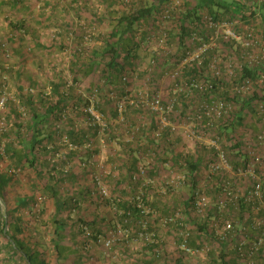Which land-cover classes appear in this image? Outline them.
<instances>
[{
	"label": "built area",
	"instance_id": "1",
	"mask_svg": "<svg viewBox=\"0 0 264 264\" xmlns=\"http://www.w3.org/2000/svg\"><path fill=\"white\" fill-rule=\"evenodd\" d=\"M189 1L169 0L149 24H139L131 31L135 44L150 56L143 66L125 67L122 97L107 91V97L115 100L117 121L128 123V113L136 109L140 117L130 131L134 137L151 132L156 143L140 157L149 162L137 167L133 179L143 178L144 187H155L165 194L193 189L191 196L183 195L185 204L172 206L165 217L157 215L149 203L150 197L141 192L137 208L142 218L135 223V232L138 241L152 247L157 258L168 251L165 240L151 227V222L159 218L165 228L172 230L177 254L187 262L193 258L198 263L197 259L202 258L204 264L219 263L221 255H225L226 264H264V72L236 80L245 69L264 65V0H237L245 1L251 15L245 21L241 16L222 19L197 11L199 18L185 24V41L179 50L181 33L176 31L174 39L172 29L179 25ZM80 26L83 38L79 51L90 56L96 42V26L84 22ZM20 34L17 32L14 37ZM9 46V42L1 43L2 56L7 60L12 55ZM68 78L67 87H76L88 100L80 110L86 124L104 139L111 117L99 109L100 88L87 93L71 76ZM6 80L4 76L3 82ZM137 81L140 84H133ZM2 87L0 132L4 133L10 126L6 121L8 105H20V101L5 83ZM29 91L39 92L33 87ZM46 94L50 97L51 92ZM243 102L251 104L245 123H223L237 117ZM68 107L77 108L73 103ZM19 110L26 116L24 109ZM71 112L67 108L60 112V123L67 121ZM223 124H235V128L224 131ZM62 140L66 148L80 150L70 143L67 134ZM84 144V150L94 149L89 138ZM172 146L170 153L168 148ZM4 147L0 148L3 155ZM190 159L199 164L195 188L189 176ZM90 165L88 160L82 163L91 172L95 197L118 201L107 183L109 171L93 172ZM153 171L160 177H151ZM10 172L18 175L20 170L12 168ZM113 211L122 217L125 214L116 205ZM119 220L113 229L97 237V243L107 250L132 239L135 226H130L131 219ZM200 222L206 223L207 229L198 233L196 247H191L195 225ZM82 231L87 238L93 236L86 226Z\"/></svg>",
	"mask_w": 264,
	"mask_h": 264
},
{
	"label": "crops",
	"instance_id": "2",
	"mask_svg": "<svg viewBox=\"0 0 264 264\" xmlns=\"http://www.w3.org/2000/svg\"><path fill=\"white\" fill-rule=\"evenodd\" d=\"M51 1H58L59 4L55 5V2H50L51 5L47 12L46 10H42L41 13L36 9L30 14L26 25L20 28L22 33L25 31L22 41L14 40L9 46L12 53L10 58L8 60L4 59L0 52V91L3 88L2 84L5 83L8 89L18 98L27 97V99H33L39 113L42 115L48 111V103H53L57 100L60 101L59 112H62L65 108L72 111L67 121L60 123L62 119H58V123H60L61 127L59 144L62 145L63 148L61 147V152L57 154L56 158H62L64 160L65 163L63 165L65 166V173H69L70 176L74 177L71 182H67L68 184L63 187V190H71V194L67 196L74 198V202L76 203L75 209L89 212L87 214H89L90 217L87 218L89 215H82L79 217L87 218V221L93 225L95 229L94 232H97L89 238L82 235L79 236L77 233L72 234L68 240L73 239L74 242L61 243V248L57 250L50 249L51 252L55 251L54 253L57 258H53V261L56 260L54 264H189V261L182 260L178 256L177 243L174 242L173 232L171 229L165 228L161 224L159 218L151 222V227H153L158 235L166 242L168 251L162 258H157L154 255V249L152 247L138 241V236L135 232L136 228L132 230V239L129 243L120 241L111 250H107L102 245L95 243L94 240H97L99 234L105 235L114 228L115 224L118 222V218L109 206L103 204L95 197V194H93L92 182L90 179L91 172L83 167L82 163L85 160L90 161L91 170L93 172L108 170L109 175L107 176V183L110 189L116 197L125 199L126 197H130L133 192H131L130 188L125 184L126 181H124L123 177H127L124 176L126 170H122V166L117 164L119 161L118 159H123L125 161L137 159L141 160V163L149 162L144 158H140L142 157L141 155L138 154L137 156V151H135V154L131 153L132 149H135L134 146L129 150L131 145L137 143V141V145L141 146H143V144H149V141L148 137L146 138V136H142L141 134L135 135L134 138V135L130 131L131 126L138 124L136 122L140 114L129 112L127 115L128 119L126 120L128 123L125 124L117 121L118 115L115 110V100L107 97V91H113L117 96L124 95L125 86L120 81L119 76L112 78L109 75L105 76V72L101 67L102 63L99 60L97 63V60L93 61L94 64L97 66L99 65V68L93 70V72L87 71V73H83V71L80 72L78 70L80 64L84 65L91 59L79 51L81 39L83 38L80 24L84 22L96 26L97 34L94 40L96 42L92 54L95 52L98 53V49L101 47L100 39L108 32L106 27L100 25L96 19V16L101 17L104 11L99 1L78 0L77 4H72L69 7L66 5L67 2H69L68 0L67 2L65 0ZM125 3L126 5H130L132 1L125 0ZM67 8L69 10L68 13L66 12ZM117 10H123V5H120ZM93 13L96 15H93ZM19 15V20H21V16H24V14L21 13ZM11 31V26L8 25L7 21L0 24V36L4 37V39L7 37L14 38L13 36L16 32ZM77 47L78 51H75ZM136 50V58L130 60L127 65V67L132 69L137 68V64L140 66L145 65L147 58L150 56L141 46H138ZM52 55L58 56V59H51L50 57H52ZM4 76H7V80L3 82ZM68 76H71L76 83L82 85L87 93H90V90L95 87L100 88L99 109L111 117L110 132L114 133L111 137L107 134L106 137L102 139L97 135L95 130L88 127L80 111L82 106L88 103V100L78 93L76 87H67L66 79H69ZM114 79L118 80L119 89L114 87ZM103 80H107V83H104ZM42 82H44V84L41 85ZM133 84H140V82L137 81ZM54 85L55 87H53ZM18 87L23 91L22 94L18 91ZM30 87L38 89L39 92L37 94H31L29 91ZM48 91L51 92L50 97L46 94ZM71 103L75 104L77 108L68 107ZM17 106L19 109L23 107L22 109L27 113L23 101L22 103L20 102V105L17 104ZM21 114L24 123L28 124L32 122L28 115L23 116V113ZM49 122L52 123V121ZM70 123L73 124L71 128L73 132L80 134L85 130L87 133V136L80 139V142L74 143L75 146L80 147V150L66 148L62 140L63 136L68 134L66 132V125ZM88 138L93 141V150H96L95 153L92 152L93 150H84L85 148H83L85 145L84 142H86ZM149 140H152V138ZM70 143L73 144V142ZM179 147L180 143L177 144V149ZM84 151L87 152V155H83ZM147 159L150 158L147 157ZM150 175L157 177L158 172L156 173L153 171ZM148 189L147 195L150 197L148 199L149 203L157 207L155 211L159 216H168L169 209L172 206L185 204L183 195L186 193L184 189L174 193L168 192L166 195L155 187H149ZM100 207L103 208V214L100 213ZM104 224L105 226H103ZM100 227L101 229H99ZM64 239L66 240V238ZM61 241H63V239ZM91 244L93 245L92 249L90 247ZM85 249L89 250L87 251ZM62 250H64V253ZM69 250L71 252H69ZM202 264H204V262H202Z\"/></svg>",
	"mask_w": 264,
	"mask_h": 264
},
{
	"label": "trees",
	"instance_id": "3",
	"mask_svg": "<svg viewBox=\"0 0 264 264\" xmlns=\"http://www.w3.org/2000/svg\"><path fill=\"white\" fill-rule=\"evenodd\" d=\"M40 1L41 0H0V15L2 13H5V15L7 14L5 18L8 25L11 26V32L14 31L16 33H21L17 37L13 36L14 38H6V42L11 44L14 40L22 41L25 31L22 33L20 28L26 25L30 14L36 9H41V11L46 10L47 12L51 5L50 2H55L51 0H42L43 5L41 6ZM65 1L67 2V0ZM98 1L104 11L102 12L101 17L96 16V19L100 25L106 27L108 32L100 39L101 47L98 49V53L95 52L91 56H87L91 59L84 65L80 64L78 70L80 72L83 71V73H87V71L93 72V70L99 68V65L97 66L93 61L97 60V63L99 60L102 63L101 67L105 72V76L109 75L111 78L119 76L120 81L122 82V73L126 70L125 67L128 65V62L136 58L135 53H137L136 49H138L131 31H133L139 24H149L159 11L160 7L164 6L169 0H131L132 4L130 5H126L125 0ZM77 3L78 0H72L67 2L66 5L69 7L72 4ZM58 4V1L55 2V5ZM120 5H123V10H117ZM199 10L207 11L209 14L222 19H235L236 17L241 16L245 21L251 16L248 13L245 1L190 0L187 3L186 13L183 14L178 21L179 25L172 29V37H174V39L177 34L176 31L181 33V36L179 37V50H181L180 43L185 41L184 33L187 31L185 24L194 22L198 19L197 11ZM66 12H69L68 8L66 9ZM21 13L24 14V16H21L22 19L19 20V14ZM93 15L96 14L93 13ZM180 24H182V27ZM2 42L4 41H0L1 54H3L1 50ZM258 72H264V65L261 67L245 69V71L242 72L240 79L238 78L236 80L239 82L247 78H254ZM114 80V87L119 89L118 80ZM53 87H55V85ZM17 89L21 94L23 93L19 87ZM255 96V98H257V94ZM19 99L21 103L23 101L27 110L26 116L28 115L33 123H24L22 114L19 112V107L16 103L10 102L8 105L6 121L11 128L9 127V130L2 135L0 134V148H2L3 145L5 146L4 155H7V158L12 165L21 168L22 171H32V173L35 174L36 180L34 179V182L31 184L34 186L35 191H33V195L19 196L16 199L15 206L9 208L7 201V188L15 182L16 175L11 172H9L10 174L8 175L0 171V210L1 202L8 206L5 215L0 212V264H3L4 262L1 258V254L4 253L7 255L6 261H8L9 264H48L46 261L44 246L40 245L39 242L33 243L26 235V232H30V226L35 228L34 234H36L35 232L44 230L45 237L50 239V245L48 246L56 250L61 248L62 239L68 237V235L74 234H71V230L67 235V230L72 229V227L74 229L75 225L70 224L72 221L69 220L68 216L65 218L64 214L69 212L70 216L71 211L76 208V203L74 202V198L64 194L65 191L63 190V187L68 184L67 182H71L74 177L70 176L69 173H65V166L63 165L65 163L64 160L62 158H56L57 154L61 152L60 149L62 147V145L59 144L61 127L60 123H58V119H61L59 115L60 101L57 100L56 102L48 103V111L42 115L39 113L37 105H35L33 99H27V97H19ZM250 106L251 104L243 102L242 109L237 112V117L232 121H226L223 123H237L238 125L239 123H245L246 113L251 110ZM132 112L139 114L136 109L130 111V113ZM49 121H52V123ZM223 126L224 131H228L230 128H235V124H232L231 127L226 126V124H223ZM66 127L68 138L73 144L76 142L78 143V141L80 142V139L87 136L85 130L80 134L73 132L71 129L73 124L71 123L66 125ZM113 134L114 133H111L109 129L108 135L111 137ZM147 137L149 144H143V146H141L137 145V141V143H133L129 148L130 150L133 146L135 147V149H132L131 153L135 154V151H137V156L138 154L142 156L148 148L155 147V141L153 139L149 140L152 138V133L148 132L146 138ZM4 139L7 140L8 143H6ZM172 148H174V146H172ZM95 151L93 150L92 152L95 153ZM157 151L159 152L158 149L156 152ZM172 151H170V153ZM4 155L0 151V161L4 159ZM83 155H87V152L84 151ZM162 155H164L163 151ZM165 159L166 158H163V160ZM118 160L117 164L122 166V170H126L124 176L127 177H123L124 181H126L125 184H127L133 193L130 197H126L125 199L118 197V201L114 202L110 200H98L106 206H109L111 209H114V206L116 205L119 212L125 213L123 217L117 215V218H120L121 220L130 218L132 221L129 223L130 226H135V223L142 218V214L137 208V198L141 196V191L147 195L149 189L144 187L143 178L136 181L133 179L134 175L137 174V167L142 164L141 160ZM200 162H202V160ZM187 164H189V176L192 184H194L192 188H195L198 181L197 172L199 164L198 161H194V159L188 160ZM159 177L160 175L158 174V176L154 178ZM192 190L190 189L189 193L186 191V195L188 194V196H191L193 193ZM39 195H41L45 201V204L41 203V209L39 203L42 198L40 197L38 200ZM113 196H115L114 193ZM152 207L154 210H157V207ZM24 210H27L32 214L30 215L31 218L28 223L25 222L24 217L18 215L20 211ZM87 218L76 217L75 219V223L80 224L78 232H76L79 236H85L82 231V227L84 226L92 231L91 233H93V235L97 232H94L95 229L93 228V225L87 221ZM103 226H105V224ZM101 227L99 229H101ZM135 228L137 229L136 226ZM206 229V223L201 224L200 222L195 225L191 247H196V241L199 236L198 233H205ZM74 230L76 231V229ZM52 241H55L53 245L51 243ZM210 258L215 260L213 254L210 255ZM181 259L183 260V257ZM214 264H226V256L221 255V262L218 263V261H214Z\"/></svg>",
	"mask_w": 264,
	"mask_h": 264
},
{
	"label": "rangeland",
	"instance_id": "4",
	"mask_svg": "<svg viewBox=\"0 0 264 264\" xmlns=\"http://www.w3.org/2000/svg\"><path fill=\"white\" fill-rule=\"evenodd\" d=\"M70 1V0H69ZM40 3H41V6L43 5V1L41 0L40 1ZM39 12H41L42 13V11H41V9H39L38 10ZM38 13V12H37ZM7 15V14H6ZM6 15H5V13H2L1 15H0V18H1V20H0V24H2V23H5L7 20H6ZM8 38V37H7ZM6 40V38L4 39V37H1L0 36V41H5ZM51 59H58V56H56V55H52V57H50ZM47 67V66H46ZM46 67H44V68H46ZM42 84H44V82H42L41 83V85ZM41 87H43V86H41ZM11 91V90H10ZM10 127V126H9ZM11 128V127H10ZM9 128V129H10ZM0 134L2 135L3 133L2 132H0ZM5 140V139H4ZM6 141V143H8V141L7 140H5ZM2 142H4V141H2ZM2 144V143H1ZM2 147H4V145L2 146ZM172 151V147H169L168 148V151ZM169 151V152H170ZM4 159H2L1 161H0V171L2 172V173H4V174H10L9 172H10V170L12 169V168H16V169H20V172L18 173V175H16V180H15V182L13 183V184H11L8 188H7V201H8V204H9V208L10 207H14L15 206V202H16V199L19 197V196H26V195H30V194H32L33 195V191H35V189H34V186L33 185H31L33 182H34V179L36 180V176H35V174H33L32 173V171H22V169L21 168H19V167H15L14 165H12L11 163H10V161H9V159L7 158V155H4V157H3ZM186 191H188V193L190 192V189L189 188H186L185 189V193H186ZM65 194L66 195H70L71 194V190H68V191H65ZM165 194V193H164ZM166 195V194H165ZM42 198V200H41V202L39 203V206H40V209H41V203H44L45 204V201H44V198L41 196V195H39V197H38V200H39V198ZM94 206V205H93ZM99 207V206H98ZM7 208H8V206L5 204V203H2L1 202V210H0V212H1V214H3V215H5L6 214V210H7ZM95 209V208H94ZM100 209H101V214H103V208H101L100 207ZM82 212V213H81ZM87 213H89V212H85V211H83V210H81V209H73L72 211H71V214H70V216H69V212H67V213H65L64 214V217L66 218L67 216L69 217V220H71L72 222H70V224H73V225H75L74 226V229H76V231L73 229V227H72V229H68L67 230V235H68V233H69V231H71L72 230V232H71V234L72 233H74V234H76V232H78V227H79V223H75V219H76V217H78L79 215L80 216H82V215H89V214H87ZM18 215H20V216H22V217H24V219H25V222L26 223H28L29 221H30V215H32V214H30L29 213V211H27V210H24V211H20L19 213H18ZM71 217V218H70ZM87 217H90V215L89 216H87ZM34 230H35V228L34 227H31L30 226V232H26V235L28 236V238L33 242V243H40V245H43L44 246V248H45V255H46V261H47V263H48V261H49V263L48 264H54V262L56 261V260H54L53 261V258H56V256H55V251L53 252H51V250L50 249H52V247H49L48 245H50V239H48V238H46L45 237V235H44V230H40L39 232H35L36 234H34ZM25 235V236H26ZM99 235H101V234H99ZM71 237V235H68V237H66V240L65 239H63V241H62V243H71V242H74V240L73 239H71V240H68L69 238ZM95 241V243L96 244H98L97 243V240H94ZM55 241H52L51 243H52V245H53V243H54ZM87 245V244H86ZM98 245H101V244H98ZM90 246V245H89ZM87 247V246H86ZM91 249H92V247H93V245L91 244ZM89 247V248H90ZM85 250H89V249H85ZM62 252L64 253V250H62ZM69 252H71L70 250H69ZM69 252H68V254H69ZM1 258L3 259V264H9L8 263V261H6V259H7V255L4 253V254H1ZM199 262L197 263V262H195L194 260H193V258H191L190 259V263L189 264H202V262H203V259L202 258H200V259H197ZM12 264V263H11Z\"/></svg>",
	"mask_w": 264,
	"mask_h": 264
}]
</instances>
